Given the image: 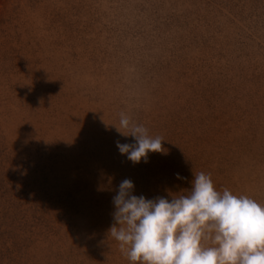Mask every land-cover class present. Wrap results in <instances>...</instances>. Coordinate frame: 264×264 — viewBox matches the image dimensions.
I'll return each instance as SVG.
<instances>
[{"label": "rangeland", "instance_id": "1", "mask_svg": "<svg viewBox=\"0 0 264 264\" xmlns=\"http://www.w3.org/2000/svg\"><path fill=\"white\" fill-rule=\"evenodd\" d=\"M121 113L165 151L121 154ZM199 172L264 204V0H0V264H131L120 183Z\"/></svg>", "mask_w": 264, "mask_h": 264}, {"label": "clouds", "instance_id": "2", "mask_svg": "<svg viewBox=\"0 0 264 264\" xmlns=\"http://www.w3.org/2000/svg\"><path fill=\"white\" fill-rule=\"evenodd\" d=\"M115 127L134 138L131 144L117 141L133 163L165 151L161 137H151L124 113ZM133 190L130 179L120 183L109 230L131 264H264V204L217 191L211 174L195 173L190 193L171 201L146 199Z\"/></svg>", "mask_w": 264, "mask_h": 264}]
</instances>
